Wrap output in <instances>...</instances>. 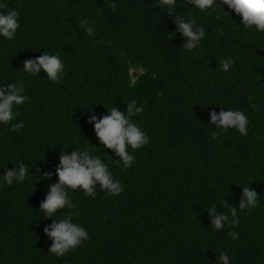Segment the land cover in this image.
<instances>
[{
	"label": "trees",
	"instance_id": "1",
	"mask_svg": "<svg viewBox=\"0 0 264 264\" xmlns=\"http://www.w3.org/2000/svg\"><path fill=\"white\" fill-rule=\"evenodd\" d=\"M217 2L201 12L177 0L169 15L161 0H0V11L21 14L16 39L0 38V85L23 79L29 97L12 122L24 121V129L0 124V176L21 162L29 169L22 184L0 180V264H220L221 252L231 264H264V32L245 28ZM175 15L205 29L192 52L182 47ZM43 52L61 55L59 83L43 71L39 78L21 72ZM222 59L234 61L228 72ZM132 99L145 105L135 120L150 143L124 170L87 123V110L125 111ZM222 109L245 113L247 135L210 124L209 113ZM84 147L109 163L124 191L98 187L95 198L70 191L89 239L57 257L44 233L52 220L39 206L58 179L63 149ZM247 186L260 196L251 213L238 208ZM213 204L225 213L236 207L238 225L214 230Z\"/></svg>",
	"mask_w": 264,
	"mask_h": 264
},
{
	"label": "clouds",
	"instance_id": "2",
	"mask_svg": "<svg viewBox=\"0 0 264 264\" xmlns=\"http://www.w3.org/2000/svg\"><path fill=\"white\" fill-rule=\"evenodd\" d=\"M161 2L170 10L169 15H174L172 10L177 0H161ZM220 2L241 17L245 28L264 32V0H220ZM189 3L201 12L214 9L218 4L217 0H189ZM0 8L3 6L0 5ZM174 21L177 32L185 41L182 47L188 52L197 49L205 38V29L197 26L195 18L186 19L183 16L175 15ZM20 29L21 14L17 9L0 11V38L14 41ZM87 33L92 36L93 29L87 28ZM233 63L234 61L229 59H222L221 70L228 72ZM41 71L46 74L48 81L59 83L66 74L65 63L61 55L43 52V55L23 62L22 73L39 78ZM26 91L23 79L15 83H8L6 86L0 85V124L10 125L13 132H19L25 127L24 121L14 124L12 122L19 117L17 109L29 100ZM126 104L125 111L119 107L111 106L107 109L106 114L101 115H97L93 107L87 110L90 113L87 123L94 127L100 144L118 157L115 163L122 164L124 170L133 166L136 160L134 152L150 143L147 132L135 120L143 113L145 105L135 99L129 100ZM209 116L210 124L216 129L224 132L234 129L241 135H247L249 120L243 111L222 109L219 114L216 111H211ZM218 135L219 133H213V138ZM54 174L58 179L55 183L48 185L47 195L40 203L39 208L40 213H43V218L52 220V223L44 228L45 235L52 241L49 252L57 257H62L89 239L88 231L76 222L79 213L74 211L77 204L74 203L70 191L79 190L85 196L95 198L98 187L99 190L106 191L112 196L120 195L124 191V187L121 181L114 177L109 163H106L100 155L93 154V150L88 147L74 148L70 151L63 149ZM28 175V167L21 162L11 170L5 169L0 180L11 186L14 183H24ZM52 176L53 173H47L43 176V180L51 179ZM259 203L260 196L257 192L249 186L243 187L238 203L239 211L251 213L254 208L259 206ZM208 212L211 227L216 231L223 230L226 225L234 228L239 223L236 207H229V211L225 213L224 211L219 212L217 205L213 204ZM228 235L233 240L239 239L235 231ZM219 261L220 264H231V258L226 252L220 253Z\"/></svg>",
	"mask_w": 264,
	"mask_h": 264
},
{
	"label": "rangeland",
	"instance_id": "3",
	"mask_svg": "<svg viewBox=\"0 0 264 264\" xmlns=\"http://www.w3.org/2000/svg\"><path fill=\"white\" fill-rule=\"evenodd\" d=\"M134 75H136V73Z\"/></svg>",
	"mask_w": 264,
	"mask_h": 264
}]
</instances>
